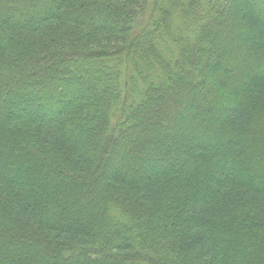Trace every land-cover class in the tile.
I'll use <instances>...</instances> for the list:
<instances>
[{
	"label": "trees",
	"instance_id": "16d2710c",
	"mask_svg": "<svg viewBox=\"0 0 264 264\" xmlns=\"http://www.w3.org/2000/svg\"><path fill=\"white\" fill-rule=\"evenodd\" d=\"M0 264H264V0H0Z\"/></svg>",
	"mask_w": 264,
	"mask_h": 264
},
{
	"label": "rangeland",
	"instance_id": "374dc122",
	"mask_svg": "<svg viewBox=\"0 0 264 264\" xmlns=\"http://www.w3.org/2000/svg\"><path fill=\"white\" fill-rule=\"evenodd\" d=\"M233 21L235 22L236 21V23H237V18H234L233 19ZM237 25V24H236ZM239 25V24H238ZM233 28H234V25L232 26ZM238 29H240L239 27H238ZM230 45V46H229ZM229 45H228V49H230V47L231 46H234V40L232 39V41L229 43ZM257 68V67H256ZM199 110V109H198ZM207 114H208V112L206 111L205 112V115L207 116ZM212 115V114H211ZM211 115H209V116H207V118L208 117H210ZM251 130V129H250ZM142 161V160H141ZM141 161H139V162H141ZM143 166V165H142ZM143 168V167H142ZM144 169V168H143ZM238 171H240V174H245V170H244V168L243 169H241V168H238ZM196 184H197V182H195Z\"/></svg>",
	"mask_w": 264,
	"mask_h": 264
}]
</instances>
